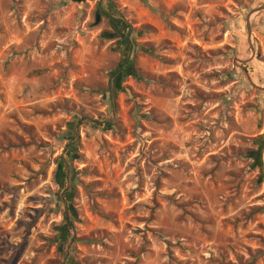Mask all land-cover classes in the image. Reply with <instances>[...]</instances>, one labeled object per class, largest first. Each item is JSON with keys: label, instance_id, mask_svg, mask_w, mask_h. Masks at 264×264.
Returning a JSON list of instances; mask_svg holds the SVG:
<instances>
[{"label": "rangeland", "instance_id": "rangeland-1", "mask_svg": "<svg viewBox=\"0 0 264 264\" xmlns=\"http://www.w3.org/2000/svg\"><path fill=\"white\" fill-rule=\"evenodd\" d=\"M0 264H264V0H0Z\"/></svg>", "mask_w": 264, "mask_h": 264}, {"label": "trees", "instance_id": "trees-1", "mask_svg": "<svg viewBox=\"0 0 264 264\" xmlns=\"http://www.w3.org/2000/svg\"><path fill=\"white\" fill-rule=\"evenodd\" d=\"M120 23L123 24L124 27L127 28L128 30V34L132 31V27L131 25H129L126 21L122 20V19H117ZM128 36V35H127ZM129 40V37H128ZM126 65V64H125ZM124 66L121 68V71H123ZM82 120L87 121V122H92L91 119H88L87 117H82ZM101 124V123H100ZM70 168V166L68 165V169ZM61 241V239L59 240V242ZM62 242V241H61ZM64 243V242H63ZM69 243V242H68ZM68 243H66V247H68Z\"/></svg>", "mask_w": 264, "mask_h": 264}, {"label": "water", "instance_id": "water-1", "mask_svg": "<svg viewBox=\"0 0 264 264\" xmlns=\"http://www.w3.org/2000/svg\"><path fill=\"white\" fill-rule=\"evenodd\" d=\"M81 1V0H78ZM98 20H99V16H98ZM256 143L261 146L262 142L261 141H256ZM258 152V151H257ZM256 151H251L248 153V156L253 157L255 155Z\"/></svg>", "mask_w": 264, "mask_h": 264}]
</instances>
